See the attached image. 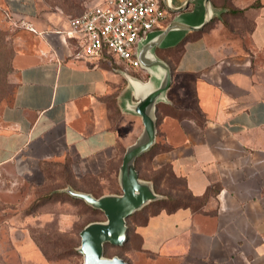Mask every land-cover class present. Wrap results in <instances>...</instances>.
<instances>
[{
	"label": "crops",
	"instance_id": "0c3cea01",
	"mask_svg": "<svg viewBox=\"0 0 264 264\" xmlns=\"http://www.w3.org/2000/svg\"><path fill=\"white\" fill-rule=\"evenodd\" d=\"M20 2L13 9L31 25L37 43L15 59L18 86L2 111L0 166L69 158L78 179L116 176L120 191L108 193H120L123 155L144 130L142 117L128 110L136 102L128 76L147 83L151 74L116 59L88 58L83 50L76 54L72 45L79 44L63 13ZM211 3L213 26L172 31L155 49L172 82L156 104L155 144L162 149L152 161L169 164L196 197L214 185L219 190L198 209L135 220L126 251L130 264H138V253L147 254L149 264H264V0ZM235 15L250 18L248 46L226 28ZM176 18L201 23L203 0L170 12L169 23ZM55 215L39 216L53 222ZM22 237L12 238L13 253L0 248V264H58L32 237Z\"/></svg>",
	"mask_w": 264,
	"mask_h": 264
},
{
	"label": "rangeland",
	"instance_id": "374dc122",
	"mask_svg": "<svg viewBox=\"0 0 264 264\" xmlns=\"http://www.w3.org/2000/svg\"><path fill=\"white\" fill-rule=\"evenodd\" d=\"M98 1L100 0H32L35 8L40 11L47 14L61 12L67 19L82 14L86 7L96 5ZM20 3V0H0V124L2 111L13 101L18 86L15 59L18 54L35 47L37 43L34 32L30 30L31 25L13 9V5L20 7ZM213 25L214 22H210V27ZM251 26L250 18L245 15H235L226 24V28L239 38L243 46L249 45ZM72 49L76 54L82 50L79 45H72ZM111 60L110 57L102 59L103 62L112 64ZM158 146L159 144L152 147L153 149L139 159L141 175L156 180L157 191L162 195L159 200L168 197L187 198L188 195L181 191L182 187L171 177L169 164L154 166L152 157L162 149ZM69 163L71 166L69 158H40L29 164L0 166V248L13 253L12 238L16 235L24 237L26 234L38 243L50 259L58 261V264H82L83 256L77 250L80 245V230L88 220L99 216L92 214V207L86 202L77 200L78 198L61 189L65 188L63 185L68 181L92 190L97 196L119 192L120 188L116 176L107 175L104 179L86 176L78 179ZM216 189L218 186L213 190ZM167 204L173 205L175 202L170 201ZM161 205L162 203L154 204L144 212L141 210L146 206L139 210L140 213L130 219L131 227L134 220H143L147 212L156 210ZM43 212L55 213L50 219L54 217L57 221L41 220L39 215ZM124 249L118 250L110 246L106 249V254L121 255L131 262L130 254L126 255ZM136 258L138 264H149L147 254L138 253Z\"/></svg>",
	"mask_w": 264,
	"mask_h": 264
},
{
	"label": "water",
	"instance_id": "95a60500",
	"mask_svg": "<svg viewBox=\"0 0 264 264\" xmlns=\"http://www.w3.org/2000/svg\"><path fill=\"white\" fill-rule=\"evenodd\" d=\"M195 0H185L175 6L173 0H163L166 8L172 12L186 9ZM204 18L199 24H190L179 18L173 19L165 28L150 32L138 44L137 56L140 66L151 74L150 80L143 83L128 76L134 90L136 102L128 105V110L142 117L144 130L135 143L126 148L119 169L120 193H108L99 197L91 193L78 191L67 186L61 191L74 198L82 199L91 207L101 210L104 220L88 223L80 232L81 243L77 247L83 256L82 264H129L118 255L106 256L105 245H123L127 240V218L143 209L153 201L162 198L149 180L139 176L136 169L137 159L148 152L156 141L157 118L156 104L165 100V94L172 82L169 65L155 54L156 47L163 44L166 37L176 30H201L208 24L214 14L211 0H203ZM162 70L158 75L157 70ZM157 69V70H156Z\"/></svg>",
	"mask_w": 264,
	"mask_h": 264
},
{
	"label": "built area",
	"instance_id": "2783aa9c",
	"mask_svg": "<svg viewBox=\"0 0 264 264\" xmlns=\"http://www.w3.org/2000/svg\"><path fill=\"white\" fill-rule=\"evenodd\" d=\"M163 0H105L68 18V34L91 59L110 57L129 67H140L139 42L169 24Z\"/></svg>",
	"mask_w": 264,
	"mask_h": 264
},
{
	"label": "trees",
	"instance_id": "16d2710c",
	"mask_svg": "<svg viewBox=\"0 0 264 264\" xmlns=\"http://www.w3.org/2000/svg\"><path fill=\"white\" fill-rule=\"evenodd\" d=\"M231 12H233L234 14H236V13H239V12H243V10H241V9H232L231 10ZM225 23L227 24V21H225ZM158 144H155L154 146H153V148L154 147H156ZM152 148V149H153ZM141 158V157H140ZM139 158V159H140ZM139 159H138V161H139ZM138 161H137V163H136V169H137V171H138V173H139V175H140V177L141 178H144V179H146V180H149V181H152L153 183H154V188H155V190H156V192L157 193H159L158 191H157V184H156V180L155 179H153V178H147V177H144V176H142L141 175V172H140V169L138 168ZM69 166H70V163H69ZM70 168H71V166H70ZM169 169H170V175H171V177H173L176 181H177V183L182 187L181 188V191L182 192H185L187 195H188V197L187 198H180V197H177L176 199L175 198H173V197H168V199H162V200H158L157 202H155L154 204H161L162 203V205L158 208V209H156V210H152V211H149V212H147L146 213V216L148 215V213H150V212H158V211H161V210H167V211H169V212H172V211H174V210H176V209H178V208H181V207H192V208H194V209H198L199 207H201V206H203V204H205L206 202H207V200L209 199V197L210 196H214L217 192H218V190H219V188L218 189H216V190H213L216 186L214 185V186H211L210 187V189L208 190V192H207V194H206V196H204V197H196L195 195H193L192 194V192L188 189V187H187V184H186V181L182 178V177H179V176H177L174 172H173V170L171 169V167H170V165H169ZM89 177H91L92 175H88ZM84 177H86V176H84ZM94 177V176H93ZM80 182H82V181H80ZM83 183V182H82ZM67 186H72L74 189H76V190H78V191H83V192H88V193H91V194H93L94 196H96V197H99V196H101V195H99V196H97L96 194H95V192H93L92 190H89V189H87V188H83V187H79V186H76L74 183H72V182H66L64 185H63V187H67ZM61 188V187H60ZM178 190V189H177ZM180 190V189H179ZM54 193L56 194V190L54 191ZM77 200H80V201H82V202H85V201H83L82 199H77ZM175 202V204H173V205H168L167 203L168 202ZM154 204H150V205H148V206H146L143 210H141V212H144L145 210H147V209H149L150 207H153V205ZM140 213V211H138V212H136V213H134V214H132L131 216H129L128 218H127V226H128V229H127V237H128V240L123 244V245H121V246H116V245H112V244H106L105 245V255L106 256H108L107 254H106V249L108 248V247H115V248H117L118 250H123L124 248L126 249V251H127V244H128V241H129V239H130V232H131V230H132V227H131V224H130V219L131 218H134L135 216H137V214H139ZM92 214H95V215H98L99 217H95V218H93V219H90V220H88L84 225H83V227L81 228V230L88 224V223H90V222H92V221H99V220H104L105 219V215H104V213L101 211V210H98V209H93V207H92ZM146 216H145V218H146ZM144 218V219H145ZM144 219L143 220H141V221H139V222H143L144 221ZM135 221V220H134ZM81 230H80V232H81ZM79 236H80V233H79ZM80 243H81V238H80ZM124 249V250H125ZM44 251V250H43ZM44 253L46 254V252L44 251ZM46 256L48 257V255L46 254ZM118 256H120V257H122L123 258V256H121V255H118ZM49 258V257H48ZM50 259V258H49ZM123 259H125V258H123ZM53 260V259H52ZM126 260V259H125ZM128 263H129V261L128 260H126ZM130 264V263H129Z\"/></svg>",
	"mask_w": 264,
	"mask_h": 264
}]
</instances>
